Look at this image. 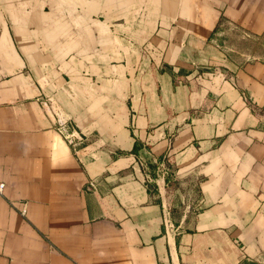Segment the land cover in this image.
Returning <instances> with one entry per match:
<instances>
[{
  "label": "crops",
  "instance_id": "0c3cea01",
  "mask_svg": "<svg viewBox=\"0 0 264 264\" xmlns=\"http://www.w3.org/2000/svg\"><path fill=\"white\" fill-rule=\"evenodd\" d=\"M226 27L264 0H0V264H264V50Z\"/></svg>",
  "mask_w": 264,
  "mask_h": 264
},
{
  "label": "rangeland",
  "instance_id": "374dc122",
  "mask_svg": "<svg viewBox=\"0 0 264 264\" xmlns=\"http://www.w3.org/2000/svg\"><path fill=\"white\" fill-rule=\"evenodd\" d=\"M221 31V38L223 39L222 43L224 46L231 49L229 51L230 53L235 54V51L243 52V50H245L244 52H247L249 50L251 51L252 49L255 52L264 50V37L254 39L230 27H226ZM250 58L251 57L243 56L242 54L236 56L237 60H246ZM144 170L148 173V175H150L148 167L144 168Z\"/></svg>",
  "mask_w": 264,
  "mask_h": 264
},
{
  "label": "built area",
  "instance_id": "2783aa9c",
  "mask_svg": "<svg viewBox=\"0 0 264 264\" xmlns=\"http://www.w3.org/2000/svg\"><path fill=\"white\" fill-rule=\"evenodd\" d=\"M161 162H163V160H161ZM161 164H162V163H161ZM140 165L142 166L143 169L146 168V165H145V163H144L143 161H140ZM160 171H161L162 174L165 173V170H160ZM146 179H147V181H150V180H151V178L149 177V175H148L147 172H146ZM2 188H3V184L0 183V192H1ZM20 213H21V214L24 213V209H23V208H21ZM164 222H165V223L167 222L166 217L164 218Z\"/></svg>",
  "mask_w": 264,
  "mask_h": 264
},
{
  "label": "trees",
  "instance_id": "16d2710c",
  "mask_svg": "<svg viewBox=\"0 0 264 264\" xmlns=\"http://www.w3.org/2000/svg\"><path fill=\"white\" fill-rule=\"evenodd\" d=\"M145 163V162H144ZM145 165H146V163H145ZM147 166V165H146ZM148 166L150 167V165L148 164ZM152 167V166H151ZM150 175L151 176H154V171L153 170H151L150 169ZM168 179V177L167 176H165V180H167ZM149 184L151 185V186H153V184H152V182H149Z\"/></svg>",
  "mask_w": 264,
  "mask_h": 264
}]
</instances>
